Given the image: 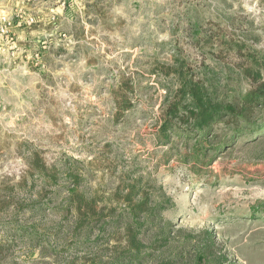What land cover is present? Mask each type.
I'll use <instances>...</instances> for the list:
<instances>
[{
    "label": "rangeland",
    "instance_id": "obj_1",
    "mask_svg": "<svg viewBox=\"0 0 264 264\" xmlns=\"http://www.w3.org/2000/svg\"><path fill=\"white\" fill-rule=\"evenodd\" d=\"M3 6L0 264H193L188 246L206 245L235 264H264V138L241 136L200 175L166 163L155 145L161 83L173 81L177 61L188 75L207 65L249 87L245 69L264 65V0ZM137 178L147 209L161 188L172 198L143 229L146 212L128 215L140 196L126 200Z\"/></svg>",
    "mask_w": 264,
    "mask_h": 264
},
{
    "label": "trees",
    "instance_id": "obj_2",
    "mask_svg": "<svg viewBox=\"0 0 264 264\" xmlns=\"http://www.w3.org/2000/svg\"><path fill=\"white\" fill-rule=\"evenodd\" d=\"M176 64L173 81L161 83L165 94L160 104L161 122L155 141L156 146L165 149L163 157L166 163L178 159L190 171L200 175L202 167L212 165L217 155L241 136H254L249 142L264 138V65L257 64L255 69H245L250 85L242 88L240 84H232V76L226 71L210 70L206 65V73L197 77L185 73L181 61ZM122 104L128 103L123 100ZM73 176L71 174L69 177ZM43 179L46 182L47 178ZM49 181L54 182V175ZM127 186L128 202H132L137 194L140 196L128 215L139 218L147 213L145 219L138 223L140 229L172 201L161 188L162 200L147 209L151 201L149 195L143 193L142 178ZM83 201L85 199L81 198L79 202ZM128 230L132 233L131 259L133 263H141V249L137 244L139 232L133 233L131 225ZM187 246L185 243L184 247ZM190 249L188 246V252H194L193 264H235L223 255L216 256L210 252L209 245L204 249Z\"/></svg>",
    "mask_w": 264,
    "mask_h": 264
},
{
    "label": "built area",
    "instance_id": "obj_3",
    "mask_svg": "<svg viewBox=\"0 0 264 264\" xmlns=\"http://www.w3.org/2000/svg\"><path fill=\"white\" fill-rule=\"evenodd\" d=\"M11 17L9 13L0 10V55L6 53L10 41Z\"/></svg>",
    "mask_w": 264,
    "mask_h": 264
},
{
    "label": "crops",
    "instance_id": "obj_4",
    "mask_svg": "<svg viewBox=\"0 0 264 264\" xmlns=\"http://www.w3.org/2000/svg\"><path fill=\"white\" fill-rule=\"evenodd\" d=\"M4 2H5V0H3V3H4ZM7 2H9V0H6V3H7ZM1 11L10 14L9 10H5V7H4V6H3V9H2ZM5 54H6V53H3V57H4V58H5ZM4 58H3V59H4Z\"/></svg>",
    "mask_w": 264,
    "mask_h": 264
}]
</instances>
